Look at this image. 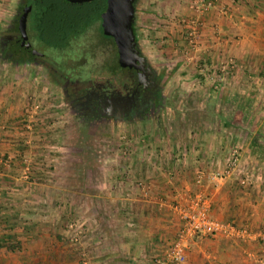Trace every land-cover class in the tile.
Instances as JSON below:
<instances>
[{
    "label": "crops",
    "instance_id": "1",
    "mask_svg": "<svg viewBox=\"0 0 264 264\" xmlns=\"http://www.w3.org/2000/svg\"><path fill=\"white\" fill-rule=\"evenodd\" d=\"M192 4L134 5L138 30L177 46L175 76L195 98L183 105L192 113L169 119L178 128L163 137L166 153L154 152L156 165L141 164L131 150L118 155L129 162L112 167L102 154L103 164L81 168L97 180H84L79 193L75 182L64 187L55 176L57 135L43 134L36 119L25 129L21 116L33 103L22 77L0 85V264H156L176 236L178 206L196 193L214 218L239 231L195 237L177 264H264V0H216L199 16ZM192 20L199 25L190 41ZM224 105L230 116L217 111ZM251 130L263 133L258 148ZM231 151L239 161L228 172ZM248 170L251 183L242 184L240 172ZM64 221L82 225L80 240L73 242Z\"/></svg>",
    "mask_w": 264,
    "mask_h": 264
},
{
    "label": "rangeland",
    "instance_id": "2",
    "mask_svg": "<svg viewBox=\"0 0 264 264\" xmlns=\"http://www.w3.org/2000/svg\"><path fill=\"white\" fill-rule=\"evenodd\" d=\"M60 2L62 1L55 4L54 8L51 7L50 11L42 18V10L38 6H33L27 15L26 24H28V28L30 24H35V22L36 24H42V26L43 24H54V22L59 20H61L62 24V21L68 22L67 9L69 6ZM24 3L25 0H0V44L1 40L6 38L10 30L9 25L13 24L16 26L18 24V17ZM71 8L76 9L74 6H71ZM36 16H38V19ZM81 18V20H77L76 17H72L73 24L84 23L87 25L83 26L84 28L80 30L79 36L67 47L64 45L61 48H57L51 43L48 44L49 42L45 41L46 39L44 38L45 43L35 33L34 35L31 33L30 39L35 47L44 53V58L53 63L58 69L70 73L75 68L76 71L78 70L82 74L91 73L93 75L102 72L103 66L98 63L99 53L101 52L99 46H103L104 44L99 36L94 33L95 24L85 22L88 16H81ZM139 33V42L143 43L144 41L145 45H142V49L150 64L159 75L162 95L157 96V106L151 114H145L140 118H136V120H110L102 118L92 121L81 119L66 104L62 88L56 84L58 81L55 80L56 78L47 69L36 61H11L6 56V51H1L0 47V85H7L10 81L22 77L23 86L29 91L26 99L30 104L33 103L29 111H26L21 116L22 119H26L23 120V123H27L28 125L25 129L35 128L34 122L37 120V127H41L40 130L43 129L41 131L43 134H56L59 142H61L59 145L62 147L60 148L61 151H56V153L61 155L57 163L58 173L55 176L64 187L67 181L75 182V185H78L75 187L79 189L76 191L79 193L82 192L80 188H82L84 180L85 182L86 180H97L96 174L83 171L81 168L83 166L92 167L100 165L105 159L102 154H107L105 160L112 167L113 165L117 166V160L124 161V164L129 162L130 159L125 155L121 157L118 155L123 151L128 152L131 150L133 153L141 154L138 157L141 164L150 165V163H153L156 165L158 160L154 152L164 150L159 154L163 156L167 148L163 137L166 136L170 129H174L173 132L175 133L178 128V125L173 124V122H171L172 128H169V119L174 117L177 120L184 112L188 111L192 113L193 111V109L188 110L183 108L185 102L190 100V103H194L195 98L193 95L184 93L181 81L178 76H175L176 73H174V69L178 66L175 59L178 55L177 51H175L177 46L153 41L157 39L164 40L167 37L166 35L155 38L151 36L150 32L147 33V31L141 29ZM173 54L176 56L172 57ZM68 61L75 65L69 68L66 65ZM76 64H80V68H76ZM222 96L226 95L222 94ZM228 108L229 106L225 107L224 105L222 108L217 107L216 109L222 113L221 115L230 116V112L232 111L231 109L228 110ZM233 113L234 116L241 115L238 111ZM240 127L243 128L242 125ZM187 129L189 130V128ZM245 131L243 132L245 133ZM251 132L250 135L255 132L254 136L257 137L258 142L262 139V132L258 130H251ZM162 158L161 166L165 163ZM72 166H76V168L71 170ZM136 180L141 182L142 185L144 184L143 179ZM238 180L240 179L238 178ZM73 212L71 211L68 217H71ZM64 224L66 226H64L65 229H69L72 233L76 232V234H73V242L80 240L82 225L78 226L76 221H64ZM65 238L69 240L68 237ZM80 262L82 264L81 259Z\"/></svg>",
    "mask_w": 264,
    "mask_h": 264
},
{
    "label": "flooded vegetation",
    "instance_id": "3",
    "mask_svg": "<svg viewBox=\"0 0 264 264\" xmlns=\"http://www.w3.org/2000/svg\"><path fill=\"white\" fill-rule=\"evenodd\" d=\"M137 2L138 0H134L133 5ZM134 18L135 14L130 28L134 35L133 50L137 55L129 65H121L115 47L100 39L104 44L99 46L101 52L98 63L103 66L102 72L93 75L82 74L71 68L72 72L67 73L46 60L44 53L35 47L30 39L33 31L28 28V24L26 38L22 37L17 24L9 25L10 30L5 38L8 48L6 56L14 62L17 58L24 60L23 62L36 61L47 69L58 81L56 84L62 88L66 104L81 119L136 120L152 113L157 106V96L162 95V91L159 75L139 42V30L137 24H134ZM69 44H65L66 47ZM66 65L70 68L75 64L68 61ZM80 66L76 64V68Z\"/></svg>",
    "mask_w": 264,
    "mask_h": 264
},
{
    "label": "built area",
    "instance_id": "4",
    "mask_svg": "<svg viewBox=\"0 0 264 264\" xmlns=\"http://www.w3.org/2000/svg\"><path fill=\"white\" fill-rule=\"evenodd\" d=\"M216 0H193L192 7L199 15L203 14L208 8L214 6ZM198 21L192 20L190 22L189 37L190 41L193 40L198 27ZM239 158L236 151H231L227 157L226 164L228 165L227 171L230 172L236 168ZM197 181L202 179V173L197 172ZM217 177L213 174L210 178ZM253 173L240 172V182L242 184L251 183ZM138 187H142L141 182H136ZM179 209V227L175 238L168 244L163 257L158 258L156 264H177L183 262L186 258V250L191 244L192 240L197 236L215 237L218 234H233L238 232L235 224L224 222L214 218L210 213L206 203V198L200 193H196L190 198L188 204L178 206ZM76 234V232H73ZM82 264H87L84 258Z\"/></svg>",
    "mask_w": 264,
    "mask_h": 264
},
{
    "label": "water",
    "instance_id": "5",
    "mask_svg": "<svg viewBox=\"0 0 264 264\" xmlns=\"http://www.w3.org/2000/svg\"><path fill=\"white\" fill-rule=\"evenodd\" d=\"M71 3H83L91 0H66ZM134 0H105L104 8L95 16V34L115 47L121 65L131 63L136 58L133 50L134 35L130 25L134 17ZM36 0H25L17 21V29L26 38L27 15ZM30 46L29 43H27ZM32 51H35L32 49ZM36 52V51H35Z\"/></svg>",
    "mask_w": 264,
    "mask_h": 264
},
{
    "label": "trees",
    "instance_id": "6",
    "mask_svg": "<svg viewBox=\"0 0 264 264\" xmlns=\"http://www.w3.org/2000/svg\"><path fill=\"white\" fill-rule=\"evenodd\" d=\"M59 1H62L60 3L66 4L68 7L67 11V21L61 20L54 22V24H30V28L32 29L33 33L38 34V37L42 38V40L49 42L48 44H52L53 46L57 48H61L67 43H72L76 37L79 36V32L83 26L87 24H73L72 17L77 18V20H81V16H88L86 23H93L95 16L104 8L105 0H91L88 2L83 3H71L66 0H36L34 6H38L42 12H41V18L44 17L47 12H49L50 8L53 7L55 4H58ZM71 6H74L76 9L71 8ZM37 14V13H36ZM38 19V16H36ZM40 18V19H41ZM36 20V19H35ZM72 33V34H71ZM71 35V36H70ZM45 38V39H44ZM71 38V39H70ZM72 41H70V40ZM44 41V42H45ZM7 40L3 38L1 40V51H6V54H8V48L6 46ZM46 43V42H45ZM17 61H22V59L17 58ZM24 61V60H23ZM252 145L256 148L259 147V143L257 140V137H254L252 140Z\"/></svg>",
    "mask_w": 264,
    "mask_h": 264
}]
</instances>
